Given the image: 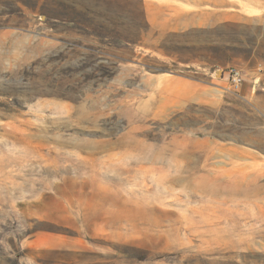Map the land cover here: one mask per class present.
<instances>
[{
    "label": "rangeland",
    "instance_id": "374dc122",
    "mask_svg": "<svg viewBox=\"0 0 264 264\" xmlns=\"http://www.w3.org/2000/svg\"><path fill=\"white\" fill-rule=\"evenodd\" d=\"M234 8L215 35L0 0V264H264V92L217 87L264 69V0Z\"/></svg>",
    "mask_w": 264,
    "mask_h": 264
},
{
    "label": "crops",
    "instance_id": "0c3cea01",
    "mask_svg": "<svg viewBox=\"0 0 264 264\" xmlns=\"http://www.w3.org/2000/svg\"><path fill=\"white\" fill-rule=\"evenodd\" d=\"M145 12L149 24L156 28L161 25L160 29L163 32L209 31L216 35L219 27L232 25L235 21L234 0H164L163 2L145 0ZM215 64L216 62H204L199 58L194 65L208 70L209 67H205V65L214 66ZM239 70L241 69L239 68ZM217 72L215 71V74ZM241 72L243 81L237 91L241 98L252 99L264 92V69L262 66L248 71L241 70ZM229 78L228 70L221 67L217 87L231 90ZM186 80L187 82H183L185 85L199 89L195 98H203L202 80L189 77H186Z\"/></svg>",
    "mask_w": 264,
    "mask_h": 264
},
{
    "label": "built area",
    "instance_id": "2783aa9c",
    "mask_svg": "<svg viewBox=\"0 0 264 264\" xmlns=\"http://www.w3.org/2000/svg\"><path fill=\"white\" fill-rule=\"evenodd\" d=\"M227 70L230 74V78H229L230 88L231 90L237 92L242 84L243 74L241 70H239V68L236 67H229L227 68Z\"/></svg>",
    "mask_w": 264,
    "mask_h": 264
}]
</instances>
